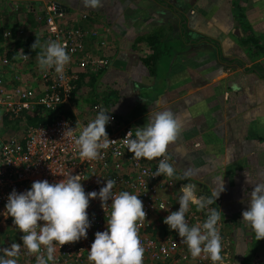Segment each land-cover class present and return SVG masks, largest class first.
Returning <instances> with one entry per match:
<instances>
[{"label":"crops","instance_id":"1","mask_svg":"<svg viewBox=\"0 0 264 264\" xmlns=\"http://www.w3.org/2000/svg\"><path fill=\"white\" fill-rule=\"evenodd\" d=\"M57 1L69 16L87 12L90 25L108 28L111 63L82 75L77 104L100 101L135 129L156 112L177 114L184 127L168 155L177 176L193 172L178 181L212 196L223 177L218 200L234 261L264 264V239H251L242 221L255 186L246 172L264 182V0H102L98 8ZM47 3L0 0V25L27 27ZM15 67L0 74L12 82Z\"/></svg>","mask_w":264,"mask_h":264},{"label":"built area","instance_id":"2","mask_svg":"<svg viewBox=\"0 0 264 264\" xmlns=\"http://www.w3.org/2000/svg\"><path fill=\"white\" fill-rule=\"evenodd\" d=\"M42 17L45 27L39 34L43 40L40 45L59 40L66 44L71 62L66 65L64 79L61 80L54 68L47 72L40 70L37 57L41 51L31 54L22 48L16 50L10 44L13 41L11 38L7 45L9 54L4 55L1 61L5 66L16 67L12 82L5 80L4 75L0 74V106L14 119L38 107L54 109L60 104H68L84 73L101 71L111 63V58L106 53L110 46V40L105 35L108 29L92 23L90 25L89 13L82 12L76 18L71 17L57 0H48ZM4 31L5 36L13 33L11 28ZM16 33V38L20 35L29 36L24 27H19ZM23 53L28 55L27 59L21 58ZM101 108L109 111L107 114L112 117L106 125V131L109 138L116 141L108 149L101 150L103 159L82 160L75 148L74 140L82 128L96 118ZM93 113L94 115L87 119L74 120L62 114L52 122L29 125L22 133L12 134L0 142V249L6 247V244L1 242V231L7 227L15 229L23 244L21 237L24 233L14 224V218L7 216L6 213L9 194L13 190L18 193L30 190L33 182L38 180L59 182L64 179L60 173L72 172L73 175L81 176L86 193L99 192L106 186L107 179H112L116 181L113 188L115 194L129 191L143 201L147 216L139 226L138 234L145 248L144 264H190L192 260L196 264H212L206 256L193 259L179 234L160 236L151 231L155 215L166 212L170 207L179 210V197L175 200L172 187L176 186L180 190L186 183L163 175L152 176L158 168L160 158L152 161L133 158L134 153L123 146V138L129 131H132L135 138L136 129L131 123L122 121L102 102L93 104ZM77 121L79 128H75ZM66 128H73L72 138L64 137ZM168 162L171 163L170 157ZM196 193L198 196L207 197L197 190ZM108 203L106 213L98 197L90 200L87 211L91 227L88 229L87 239L81 238L78 242L62 247L55 244L54 264H94L88 260V253L95 240V233L107 230V219L112 210L111 200ZM161 206L165 209H161ZM211 206L212 204L208 209L197 211L195 205H190L189 212L186 213L189 225H202L207 219L208 210L215 207ZM217 226L222 237L221 254L225 258L224 264H232V237L224 232L221 221ZM20 255L30 258L31 264H36L35 256L29 255L23 246Z\"/></svg>","mask_w":264,"mask_h":264},{"label":"clouds","instance_id":"3","mask_svg":"<svg viewBox=\"0 0 264 264\" xmlns=\"http://www.w3.org/2000/svg\"><path fill=\"white\" fill-rule=\"evenodd\" d=\"M81 2L84 7L102 6V0ZM37 47L42 48L37 57L40 70L47 72L54 68L56 74L63 80L65 67L71 62L66 44L52 40L40 45L37 39L32 49L35 50ZM21 58L27 59L28 55L23 53ZM68 104H71V101ZM108 112L101 108L96 118L83 127L75 138L74 145L82 160L103 159L101 150L108 149L116 141L110 139L106 131V125L112 119ZM79 127L77 121L75 128ZM183 127L181 118L171 110L156 112L143 127H137L135 138L132 131L127 133L123 138V146L134 153L133 158L136 160L152 161L160 158L158 168L152 176L188 179L193 175L191 169L180 177L176 175L174 166L168 162L169 146L178 139ZM72 136L73 128H66L64 137ZM60 174L64 179L59 182L38 180L33 182L30 190L19 193L13 190L9 194L6 213L7 216L14 218V224L24 233L21 237L23 244L12 243L10 247L0 249L2 253L0 264H17L22 246L27 249L29 255L35 256L36 264L49 262L54 264L55 244L62 247L78 242L81 238L87 239L88 229L91 227L87 210L90 200L97 197L101 200L106 213L108 201L111 200L112 210L107 219V230L95 233L88 260L94 264H144L145 248L138 233L147 213L139 196L129 191L115 194L113 188L116 181L112 179H107L106 186L99 192L86 193L79 174L73 175L72 172ZM246 176L248 182L255 186L250 195V208L242 212V221L251 227L258 241L264 239V182L251 181L247 172ZM180 190L182 195L178 200L179 210L170 212L164 223L178 232L193 259L206 256L212 264H224L225 258L221 254L222 237L217 226L221 219L219 211L209 209L207 219L202 225L190 226L186 219L190 205H195L197 211H203L216 202L221 192L225 190L223 177L219 190L213 191L212 197L198 196L196 185L193 183L183 184ZM160 208L165 209L163 206Z\"/></svg>","mask_w":264,"mask_h":264},{"label":"rangeland","instance_id":"4","mask_svg":"<svg viewBox=\"0 0 264 264\" xmlns=\"http://www.w3.org/2000/svg\"><path fill=\"white\" fill-rule=\"evenodd\" d=\"M39 17H42V15H40ZM35 19H36V16H35ZM26 26L27 27H24V28L27 29L29 36H35L36 35V37L38 36V38L42 40V38H41V36L39 34H41V31L43 30V27H45V23H44L43 20H41V18H39L37 20V23L36 22L32 23V22L29 21L28 24H26ZM106 29H108V28H106ZM6 44H9L7 39H5L4 41L0 42V47L3 46L4 50L8 51L9 50L8 46H6V47L4 46ZM3 51L0 52V68L6 67L5 65L2 64V61H1L2 58L4 57ZM29 81H30V79H29ZM83 92H85V90H81L79 88V86H78L77 90L75 91V95H74L75 100H77L79 97H82L83 96V94H82ZM72 106H73L74 111L76 112V117L78 119H87L89 116L91 117L92 115H94V113H93V105H91V103H88V104L85 103L83 105H78V106L73 104ZM3 111H4L3 107L0 106V142L2 140H4L5 138H7L8 136L12 135V134H20V133H22L25 130V129H22V128H15V127L10 126V125L6 126L4 124V119L2 117V115L4 113ZM18 121H19L18 125H20V126L26 124V118L24 117V115H23L22 119L18 120ZM172 191H174V193H175V195L173 196L175 198V200H177V197H180L182 195L181 190H179L178 187H176V186L172 187ZM197 192H199V191H197ZM204 192H205V190L201 188V194L202 195H205ZM207 197H212V196H210L208 194ZM219 204H221V201L219 202V200L217 199L216 202L212 203V206L214 205L215 206L214 209L219 211L220 217H221L220 221L222 223H223V221H225V225H226L227 221H226V219L224 220V218L222 219L221 212H220V205ZM172 211H176V209L174 207H170L166 212L158 213L157 215H155L153 217V219H152V226H151L152 230L151 231L154 232L156 235H160V236L169 235V234H178V232L176 230L170 229V227L167 224L164 223L165 217L168 216L170 214V212H172ZM4 230H2L4 232H1V242L5 243L6 247H10V245L12 243H20L21 244L20 236L15 231V229H13L12 227H7ZM225 231H226V229H225ZM250 236L251 235H249V238H251ZM251 239L257 240L255 235H253V237ZM232 240H233V238H232ZM21 250H22V247H21ZM261 252H263V251L259 250V254H257L256 257H254L255 260H258L260 262L262 260ZM258 255H259V257H258ZM235 257L236 256L232 255V261H233L232 263L233 264H245V262L242 263V261H240V262L238 261V263H236L234 261ZM258 258H260V259H258ZM17 264H31V260H30V258H24L21 255H19V257L17 258ZM190 264H196V262L194 260H192L190 262ZM258 264H260V263H258Z\"/></svg>","mask_w":264,"mask_h":264},{"label":"trees","instance_id":"5","mask_svg":"<svg viewBox=\"0 0 264 264\" xmlns=\"http://www.w3.org/2000/svg\"><path fill=\"white\" fill-rule=\"evenodd\" d=\"M39 18H41V20H43L42 19L43 17H37V20ZM37 20L33 19L32 22L36 21V23H37ZM16 25H18V24H12L10 26H5V27L3 25H0V42H2L5 39H7L9 42V40L12 38L13 41H11L10 44L13 45L16 48V50L22 48V50L27 51L31 54L42 51L41 47H37L35 50L32 49V45L36 42L37 39H39L38 36L36 37V35H35V36L24 37V35H20V37L16 38V34H17L16 31L20 27V26H16ZM8 28H11L13 30V33L10 34L9 36H5L4 30L8 29ZM6 37H9V38H6ZM14 38H16V39H14ZM40 40L41 39H39V41ZM3 50H4V47L1 46L0 52H2ZM99 72L100 71H98L96 73H99ZM5 76L7 77V75H5ZM74 95H75V91L73 92V95L71 98V104L63 103L54 109L38 107L39 109H36L35 111L27 112V113L23 114L24 117L26 118V124L22 125V126L18 125V123H19L18 120H21L23 115L19 118L14 119V118H11L9 113L4 111V113L2 115V117L4 119V124L6 126L10 125V126H13L15 128L25 129L29 125H38V124H44V123L52 122L62 114L66 115V117H68L69 119L74 120L77 117H76V112L74 111L72 105L74 104V105L78 106V104L76 103L77 100H75ZM96 102H98V101L93 99V103H91V104H94ZM1 232H4V231H1Z\"/></svg>","mask_w":264,"mask_h":264}]
</instances>
